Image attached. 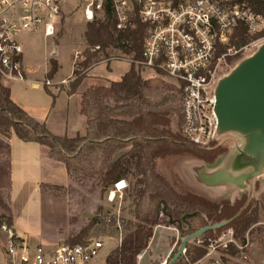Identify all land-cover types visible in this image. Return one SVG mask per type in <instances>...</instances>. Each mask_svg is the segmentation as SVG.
Returning a JSON list of instances; mask_svg holds the SVG:
<instances>
[{
    "label": "trees",
    "instance_id": "obj_1",
    "mask_svg": "<svg viewBox=\"0 0 264 264\" xmlns=\"http://www.w3.org/2000/svg\"><path fill=\"white\" fill-rule=\"evenodd\" d=\"M249 2L255 12L264 16L263 0ZM111 17L110 9L105 6L104 20L87 22L85 40L88 47L82 51V60L77 66L87 69L102 59H109L107 48L111 46L120 48L132 60H140L143 24L135 18V28L118 31ZM249 40L244 27L237 28L234 44L242 46ZM95 46L98 49H94ZM237 60L238 55L230 57L228 62L232 66ZM49 63L46 76L51 79L58 69V63L53 58ZM72 74L74 81L70 93L76 92L86 77L77 68ZM44 89L51 96L53 105L56 95L45 85ZM180 100L181 95L175 86L167 90L151 85L131 63L119 80L106 85L94 84L81 92L79 113L85 117L81 129L57 132L46 120L36 119L15 103L10 96V88L2 83L0 76V135L8 137L14 133L22 141L43 145L50 158L64 165L70 182L98 177L97 184L101 191L126 179L131 173L140 175L142 187L136 194L140 200L146 201V208L135 212L139 222L108 253L105 259L107 264H137L138 255L147 249L153 236L154 225L161 222L176 227L182 239L205 226L225 222L221 227L209 229L198 237L218 236L231 227L235 235L244 240L241 236L257 222L261 195L249 197L248 190H244L232 199H213L208 194L195 191L178 192L157 170L156 161L160 159L188 157L213 165L229 151V147L222 145L216 137L208 145L200 147L183 135ZM173 114L177 120L175 129L172 128ZM4 150L9 154V144L0 137V155L5 154ZM256 185L255 191L258 189ZM40 190L58 197L65 192V186L41 183ZM263 192L260 191L264 195ZM7 204L0 198V208L3 210L1 223L11 228L9 201ZM100 222L107 225L106 221L93 217L88 225L71 235L69 241L83 242L82 238L88 230ZM109 222L114 228H119L116 218L109 219ZM195 240L187 242L186 254H181L172 264H186V259L195 260L204 254V249L191 244Z\"/></svg>",
    "mask_w": 264,
    "mask_h": 264
},
{
    "label": "rangeland",
    "instance_id": "obj_2",
    "mask_svg": "<svg viewBox=\"0 0 264 264\" xmlns=\"http://www.w3.org/2000/svg\"><path fill=\"white\" fill-rule=\"evenodd\" d=\"M88 1L59 0L61 18L57 24L56 33L52 37H44L41 30L22 33L20 35V43L24 48V71L22 74L23 79L27 80L10 79L5 81L2 78V83L10 87L15 103L25 110L27 108L31 110L30 114L36 119L50 121L54 130L63 131L61 126H65V124L72 128L77 122L78 114L74 111L72 103L67 104V99L62 93L63 98L56 97L52 105V98L45 91L44 85L54 95L60 90L70 93L74 81L71 72L77 68L80 73L84 72L86 75L82 80V82L84 81L82 86H89V69L93 66H95L93 71L101 74L90 77L94 78L91 81L93 85H106L108 80L120 79V76L128 70L131 64L130 57L124 55L120 48L111 46L107 48L109 59H102L87 69L77 66L82 60V54L79 53L88 47L85 31L89 20L84 14ZM93 20H104V11L97 13ZM256 50L257 46L252 45L239 53L237 62L228 68L225 74H228L241 60L251 56ZM50 58L55 59L58 63V69L54 76L57 79L63 78L56 85L46 84L47 80L51 81L46 76L50 67ZM136 68L140 71L142 78L153 86L167 90L174 86L157 71ZM70 75L71 77H69ZM45 99H48L49 105L46 104ZM172 121L174 122L172 128L175 129L177 120L174 114ZM0 137L11 146L9 155L5 150L3 152L5 154L0 155V198L6 205L9 201L12 215L15 217L16 230L23 232L26 238L33 241L41 240L39 245L44 248H54L60 241L73 244L69 241L71 235L77 234L89 224L93 217H96L106 221L107 225L101 222L94 224L82 239L86 241L97 238L103 241L104 246L94 264H106L105 256L108 250L116 246L119 240L134 228V224L139 222L135 217V212L139 213L146 208V201L140 200L136 194V191L142 187L140 175L129 174L124 179L126 187L120 191H116L114 185L101 191L97 184L98 177L84 178L81 182H69L70 184L65 186V192L56 197L42 192L40 185L41 183L66 185L65 181L68 183V178L64 166L58 161L49 160L48 157V160L41 159L37 151L39 148L45 151L46 149L37 142L22 141L14 133L8 137L1 135ZM216 138L222 145H227L229 151L219 157L213 165H207L202 161L188 157L183 159L171 157L156 161L158 172L178 192L195 191L208 194L213 199L236 197L241 192L237 186L225 184L210 187L200 178L203 173L202 169L207 173L225 170L233 176L238 174L233 170L237 167L236 162L239 157L236 146H240L242 140L239 134L234 130L227 134L216 130ZM251 170L248 168L247 171ZM250 183L251 187L246 189L249 197L252 195L260 197L261 195L262 202L259 204L257 222L252 224L241 237L244 238L245 235H248V254L252 259V264H259L264 260V196L260 193V191H264V174L252 179ZM255 184L258 187L256 191L254 190ZM111 191L115 192L113 198H111ZM2 213L3 210L0 208V264H7L4 248L6 234L2 230L4 224L1 223ZM113 218L117 219L118 229L109 224V219ZM51 230L60 231L65 234V237L50 235ZM178 234L180 236V233ZM176 237V227L163 222L154 225L153 236L147 249L141 252H144V255L138 264H160L167 258L170 250H172L171 257L177 243L182 239L181 236ZM238 238L242 241L240 237ZM194 243L196 242H191L192 245Z\"/></svg>",
    "mask_w": 264,
    "mask_h": 264
},
{
    "label": "built area",
    "instance_id": "obj_3",
    "mask_svg": "<svg viewBox=\"0 0 264 264\" xmlns=\"http://www.w3.org/2000/svg\"><path fill=\"white\" fill-rule=\"evenodd\" d=\"M105 6L118 31L135 28V18L143 24L141 58H129L130 63L157 71L173 83L181 95L183 135L195 145H208L216 137L217 82L231 67L230 57L264 42V16L254 11L249 0H89L85 17L93 20ZM60 18L59 0H0L1 80H24L20 35L41 30L44 37H52ZM241 26L250 40L237 46L236 30ZM46 84L52 83L47 80ZM122 182L125 180L114 184L116 191L126 187H119ZM2 230L7 264H89L104 246L101 239L91 238L73 244L60 242L46 249L15 235L5 225ZM176 232V238L180 237L177 228ZM195 242L204 254L186 259V264H252L248 235L241 241L231 227L218 236L197 237ZM181 254H186V246ZM169 257L160 264H166Z\"/></svg>",
    "mask_w": 264,
    "mask_h": 264
},
{
    "label": "water",
    "instance_id": "obj_4",
    "mask_svg": "<svg viewBox=\"0 0 264 264\" xmlns=\"http://www.w3.org/2000/svg\"><path fill=\"white\" fill-rule=\"evenodd\" d=\"M215 97L217 130L222 134L234 130L242 139L241 145L236 146L239 157L233 170L238 174L233 176L225 170L207 173L202 169L200 178L210 187L230 184L244 190L251 187L252 179L264 174V42L219 79ZM248 168L252 170L247 171ZM224 224L205 226L184 237L166 264H172L181 255L189 240Z\"/></svg>",
    "mask_w": 264,
    "mask_h": 264
},
{
    "label": "crops",
    "instance_id": "obj_5",
    "mask_svg": "<svg viewBox=\"0 0 264 264\" xmlns=\"http://www.w3.org/2000/svg\"><path fill=\"white\" fill-rule=\"evenodd\" d=\"M19 40H20V42H21V39H20V37H19ZM23 54H24V48L22 47V64H23V60H24V56H23ZM95 68V66H93V67H91L90 69H89V86H91V85H93V83L91 82L92 80H94V78H90V77H95L96 75H101L100 73H97V72H95V71H93V69ZM71 75H72V72H71ZM71 75L69 76V77H71ZM123 75V74H122ZM121 77V76H120ZM27 79H25L24 81H26ZM63 80V78H60V79H57L55 76H53L52 78H51V82H52V84H54V85H56V84H58L60 81H62ZM119 80V79H118ZM66 81V80H65ZM105 81H107L106 79H105ZM110 80H108L107 82H109ZM84 83V81L83 82H81V84H80V86L77 88V90H76V92H74V93H67V92H65L64 90H60L59 92H57V93H55V95H56V97L57 98H63L62 96H61V93L62 94H64V96H65V98L67 99V104L69 105L70 103H72L73 104V109H74V111L78 114L77 115V118H76V124H75V126L73 125L72 126V128L70 127H67L66 126V124H65V126L64 125H62L61 127H63V129L62 130H68V131H77V130H79V129H81L82 128V126L84 125V122H85V117L82 115V114H80L79 113V104H80V94H81V92L82 91H84L87 87H89V86H85V87H83L82 86V84ZM40 84V83H39ZM108 84V83H107ZM10 88V87H9ZM10 96H11V98H12V100L14 101L15 99L13 98V96H12V92H11V90H10ZM50 97V96H49ZM15 102V101H14ZM45 102H46V104L47 105H49V101H48V99H45ZM67 105V106H68ZM21 107V106H20ZM25 110V109H24ZM27 110V112L30 114V113H32L31 112V110H29L28 108L26 109ZM25 110V111H26ZM54 114V113H53ZM51 127H52V123L49 121V122H47ZM74 127V128H73ZM55 131H57V132H61V130H55ZM8 139V138H7ZM8 143V142H7ZM44 147V146H43ZM45 149H46V147H45ZM38 154H39V157L41 158V159H45V160H48V158H49V160H51L52 158H50L49 156H48V153H47V149H46V151L45 150H43V149H41V148H39L38 149ZM11 153V146L9 145V154ZM8 154V155H9ZM48 157V158H47ZM53 161H55L56 162V160H54V159H52ZM60 164H62V163H60ZM63 165V164H62ZM64 166V165H63ZM64 169H65V167H64ZM65 172H66V170H65ZM66 176H67V178H68V183L65 181V183H66V185H62V184H57V185H62V186H68L70 183V180H69V177H68V175H67V173H66ZM50 184H53V183H50ZM11 210V209H10ZM11 214H12V212H11ZM14 219H15V217H14V215H12V227L10 228L11 229V231L15 234V235H17V236H19V237H22V238H25V239H27L30 243H32V244H40V241H33L32 239H30V238H26L25 236H24V233L23 232H18L17 230H16V226H15V224H14ZM68 220H69V216H68ZM50 235H53V236H56V237H59L60 235H62V237L64 238L65 237V234L64 233H61L60 231H54V230H51L50 231ZM30 239V240H29ZM61 242V241H60ZM59 242V243H60ZM119 243H120V240H119V242H118V244L117 245H119ZM116 245V246H117ZM116 246H114V247H112V248H110V250H108V252H107V254H106V256H105V259H106V257H107V255H108V253L113 249V248H115ZM46 249H52V248H46ZM171 252H172V250H170V252L167 254V256H170V254H171ZM144 253V252H143ZM140 254H142V253H140ZM139 254V255H140ZM144 255V254H143ZM143 255H142V257H143ZM166 256V257H167ZM142 257L140 258V259H138L137 258V264H138V262L142 259ZM96 260H97V258H95L93 261H91L89 264H94L95 262H96ZM107 264V263H106Z\"/></svg>",
    "mask_w": 264,
    "mask_h": 264
},
{
    "label": "bare ground",
    "instance_id": "obj_6",
    "mask_svg": "<svg viewBox=\"0 0 264 264\" xmlns=\"http://www.w3.org/2000/svg\"><path fill=\"white\" fill-rule=\"evenodd\" d=\"M121 185H125V182H122V184L119 185V187H121ZM111 196H114L115 195V192L114 191H111Z\"/></svg>",
    "mask_w": 264,
    "mask_h": 264
},
{
    "label": "flooded vegetation",
    "instance_id": "obj_7",
    "mask_svg": "<svg viewBox=\"0 0 264 264\" xmlns=\"http://www.w3.org/2000/svg\"><path fill=\"white\" fill-rule=\"evenodd\" d=\"M250 187H248V188H246V189H249ZM246 189H244V190H246ZM244 190H241V191H244Z\"/></svg>",
    "mask_w": 264,
    "mask_h": 264
}]
</instances>
